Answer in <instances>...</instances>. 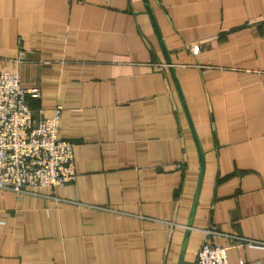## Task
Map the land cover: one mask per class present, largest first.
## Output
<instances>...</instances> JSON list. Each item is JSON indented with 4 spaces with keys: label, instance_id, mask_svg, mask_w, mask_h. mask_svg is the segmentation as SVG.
Instances as JSON below:
<instances>
[{
    "label": "crops",
    "instance_id": "0c3cea01",
    "mask_svg": "<svg viewBox=\"0 0 264 264\" xmlns=\"http://www.w3.org/2000/svg\"><path fill=\"white\" fill-rule=\"evenodd\" d=\"M0 72L78 174L0 189V264H264V0H0Z\"/></svg>",
    "mask_w": 264,
    "mask_h": 264
},
{
    "label": "built area",
    "instance_id": "2783aa9c",
    "mask_svg": "<svg viewBox=\"0 0 264 264\" xmlns=\"http://www.w3.org/2000/svg\"><path fill=\"white\" fill-rule=\"evenodd\" d=\"M20 59H26V51ZM40 98V88H25L20 74L0 72V189L22 194L31 187H57L77 180L73 144L59 138L63 107L57 106L50 118L36 116L30 99ZM242 243L264 245L250 239ZM194 264H230L228 249L207 238Z\"/></svg>",
    "mask_w": 264,
    "mask_h": 264
},
{
    "label": "water",
    "instance_id": "95a60500",
    "mask_svg": "<svg viewBox=\"0 0 264 264\" xmlns=\"http://www.w3.org/2000/svg\"><path fill=\"white\" fill-rule=\"evenodd\" d=\"M146 1V3H147V0H145ZM147 8L149 9V12H150V8H149V5L147 4ZM154 25H155V27H156V23H154ZM157 32H158V30H157ZM175 75V74H174ZM173 75V76H174ZM182 97V96H181ZM191 126H192V128H193V125H192V123H191ZM195 133V132H194ZM196 140H197V145H198V147H199V149H200V153H201V155L203 154L202 153V149H201V146H200V143H199V141H198V139H197V136H196ZM201 158H202V156H201ZM202 165H203V162H202Z\"/></svg>",
    "mask_w": 264,
    "mask_h": 264
}]
</instances>
